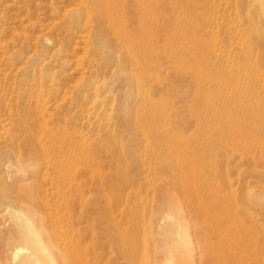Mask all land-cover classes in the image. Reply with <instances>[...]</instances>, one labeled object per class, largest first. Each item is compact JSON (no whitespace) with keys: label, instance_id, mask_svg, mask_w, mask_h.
<instances>
[{"label":"rangeland","instance_id":"374dc122","mask_svg":"<svg viewBox=\"0 0 264 264\" xmlns=\"http://www.w3.org/2000/svg\"><path fill=\"white\" fill-rule=\"evenodd\" d=\"M153 1L139 106L81 0H0V264H264V0Z\"/></svg>","mask_w":264,"mask_h":264},{"label":"bare ground","instance_id":"6f19581e","mask_svg":"<svg viewBox=\"0 0 264 264\" xmlns=\"http://www.w3.org/2000/svg\"><path fill=\"white\" fill-rule=\"evenodd\" d=\"M118 1L119 0H81L83 4L81 2L80 4L85 14L86 22H92L93 27L97 31V35L104 38V41L107 42V46L110 48V51L113 48V44L109 41L112 39L115 40L116 38L119 49L132 54L131 58L133 65L129 71L130 75L133 77L131 85L133 86L132 89L134 94L139 97L138 105L144 106L145 102L143 101L142 96L146 97L147 92L154 85V83L151 82L149 73H145V69L148 71L147 61L154 53V61L157 67L156 48L154 46L156 38V25L152 19L144 17V11H142V14L141 11L136 8L133 9L130 14L127 13L126 15L125 11L119 7ZM138 2L142 4L145 0H134V4L132 6L136 7ZM148 2L149 10L154 11V1L148 0ZM124 22L126 23L123 25ZM111 34L114 35L115 38L112 37ZM117 44H115V46L118 48ZM94 51L98 52L97 48H95ZM140 71L143 72V76L139 75ZM125 81L128 83L127 80ZM140 96L142 100L140 99ZM148 106L149 108H155V102L149 99ZM181 180H183V184H186L185 178H182ZM226 245L228 246V244ZM252 246L253 245L250 247ZM247 249V244L244 243L241 245V252L247 251ZM48 263L58 264L54 257L50 254L48 255ZM36 264H39L38 261Z\"/></svg>","mask_w":264,"mask_h":264}]
</instances>
